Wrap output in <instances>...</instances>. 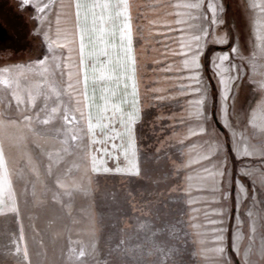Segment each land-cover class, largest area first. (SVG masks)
Instances as JSON below:
<instances>
[{"label": "rangeland", "instance_id": "1", "mask_svg": "<svg viewBox=\"0 0 264 264\" xmlns=\"http://www.w3.org/2000/svg\"><path fill=\"white\" fill-rule=\"evenodd\" d=\"M130 2L137 26L135 48L144 105L142 121L137 125L142 171L137 175L118 172L111 158L107 167H98L90 148L75 142L66 145L53 134L33 131L18 118L9 102L0 103V264H222L215 253L202 251L204 246L198 239L186 236L188 225L181 222V213L174 203L173 194L182 186L183 173L179 179L174 172L169 174L180 162L175 153L178 140L173 133L184 131L177 121L183 118L186 100L193 98L187 93L174 97L176 102L169 99L172 93L187 92L179 87L187 83L183 77L188 70L183 68L184 54L178 46L181 25L175 23L176 0ZM216 2L224 9L218 16L223 23L211 22V9L207 8L208 0H204V27L209 35L202 40L204 64L200 60L204 80L213 94L212 112L219 102L212 58L218 52L229 51L230 60L237 62V54L231 52L233 45L240 47L241 54L250 55L256 19L251 0ZM16 3L17 0H0V19L10 34V39L0 46V67L28 63L41 58L46 51L42 35L33 32L38 23L32 18L35 14H20ZM153 20L157 23L152 24ZM165 20L169 21L167 25ZM225 33L228 43L216 42L215 38ZM206 65L210 67L217 95ZM261 72L264 69L258 66L256 80L261 78ZM250 75L248 67L245 78L236 82L238 91L233 89L237 109L249 113L264 97L248 80ZM99 88L97 82V103ZM157 96H164L165 102L157 101ZM208 127L213 136L223 141V152L215 159L227 156L226 168L232 174L231 196L225 204L222 199H212L211 189H193V196L203 197L191 206L200 210L195 222L207 228H226L227 253L233 264H240L241 257L232 248L236 216L239 214L244 221L243 250L252 238V218L248 216L252 209L257 214V232L252 238L250 264H264V244L260 242L264 228L259 219L264 215V177L260 175L264 158L259 151L253 157H237L230 132L217 115L211 117ZM253 136L258 149L264 146V136ZM162 144L170 156L167 161L153 158V152ZM245 165L255 169V173L241 174L239 169ZM237 177L249 193L239 207ZM254 196L257 204L253 208ZM217 207H227L228 212L222 215L211 211ZM184 211L192 214L189 207ZM205 213L208 220L224 223L205 225Z\"/></svg>", "mask_w": 264, "mask_h": 264}, {"label": "snow or ice", "instance_id": "2", "mask_svg": "<svg viewBox=\"0 0 264 264\" xmlns=\"http://www.w3.org/2000/svg\"><path fill=\"white\" fill-rule=\"evenodd\" d=\"M16 7L20 14H35L32 18L38 23L33 32L42 35L46 51L41 58L28 63L0 67V103L9 102L18 118L33 131L53 134L66 145L75 142L90 148L98 167H107L111 158L119 171L122 157L123 165L131 170L127 174H139L142 169L137 125L141 122L142 111L133 4L130 0H17ZM174 7L177 10L175 23L181 25L178 46L184 54L182 65L188 70L183 77L187 83H181L179 87L187 92L172 93L169 99L187 93L193 97L186 100L183 118L177 121L184 131L173 133L178 140L175 153L180 162L174 160L175 167L169 170V174L174 172L179 179L183 173L182 186L173 194L174 203L181 213V222L188 225L186 236L198 239L204 246L202 251L215 253L222 264H233L227 253V229L207 228L195 222L200 210L191 206L203 197L192 193L195 188H208L212 190V199H222L225 204L231 196L232 174L226 168L227 156L222 160L215 159L223 152V141L209 132L208 125L213 115H217L229 130L232 149L237 157H253L259 151L264 158V146L258 149L253 136V133L264 136V97L249 113L237 109V96L233 94L234 88L238 91L236 82L245 78L248 67L252 73L248 80L264 93V72H261L259 80L255 79L258 66L264 69V0H259V3L251 0L250 3L256 16L250 55L241 54L240 47L233 45L231 52L237 54V62L230 60L229 51L218 52L212 58V66L217 71L219 97L215 112L210 110L213 94L204 80L200 62L204 50L202 40L209 35L204 27L207 15L204 0H176ZM207 8L211 9L213 24L223 23L218 16L224 9L216 0H208ZM164 23L167 25L169 21ZM215 40L227 44V33ZM101 81L107 83L101 86L102 103H97L95 85ZM164 99V96L156 97L157 101ZM173 102L176 101L173 99ZM153 158L169 160L163 144L153 152ZM239 172L253 175L255 169L245 165ZM260 175L264 177V167ZM235 183L239 207L249 193L239 177ZM256 204L254 196L252 207ZM186 207L192 214L184 211ZM211 211L223 215L228 208L217 207ZM248 216L252 218L254 238L257 214L250 209ZM259 219L264 228V215ZM204 223L220 225L224 221L208 220L205 213ZM243 224L237 214L232 248L241 257L240 264H250L252 238L242 250L241 241L245 239L241 231ZM260 242L264 244V235ZM209 243L211 247L206 246Z\"/></svg>", "mask_w": 264, "mask_h": 264}, {"label": "crops", "instance_id": "3", "mask_svg": "<svg viewBox=\"0 0 264 264\" xmlns=\"http://www.w3.org/2000/svg\"><path fill=\"white\" fill-rule=\"evenodd\" d=\"M201 60H203V64H204V56H203V58H202ZM201 64H202V62H201ZM104 83H107V82H106V81H101V82H100V88L98 89V96H99V99H100V95H101V86H102V84H104ZM122 89H123V85H121V90H122ZM140 102H141V111H142V118H143L144 105H143V101H142L141 97H140ZM164 102H165V100L162 101V103H164ZM99 103H102L101 99H100V102H99ZM141 121H142V119H141ZM139 123H140V122H139ZM139 123H138V124H139ZM118 142H119V141H118ZM140 167H141V165H140ZM120 171H121V172H125V173L131 171L130 169H128L126 166L123 165V159H122V163H121V166H120L118 172H120Z\"/></svg>", "mask_w": 264, "mask_h": 264}, {"label": "trees", "instance_id": "4", "mask_svg": "<svg viewBox=\"0 0 264 264\" xmlns=\"http://www.w3.org/2000/svg\"><path fill=\"white\" fill-rule=\"evenodd\" d=\"M210 71H211V70H210V67H209L208 65H206V73H207L209 79L212 81L213 90L215 91V92H214V95H217V92H216V85H215V83H214L213 80H212V76L210 75ZM215 109H216V108H215V106H214V112L216 111Z\"/></svg>", "mask_w": 264, "mask_h": 264}, {"label": "water", "instance_id": "5", "mask_svg": "<svg viewBox=\"0 0 264 264\" xmlns=\"http://www.w3.org/2000/svg\"><path fill=\"white\" fill-rule=\"evenodd\" d=\"M7 35L9 36L8 30L0 23V38L5 39Z\"/></svg>", "mask_w": 264, "mask_h": 264}, {"label": "flooded vegetation", "instance_id": "6", "mask_svg": "<svg viewBox=\"0 0 264 264\" xmlns=\"http://www.w3.org/2000/svg\"><path fill=\"white\" fill-rule=\"evenodd\" d=\"M0 23L2 24V26H4L8 30V28L6 27V25L4 24V22L1 19H0ZM8 39H10V34H9V36L7 35L5 39L0 38V46H2Z\"/></svg>", "mask_w": 264, "mask_h": 264}]
</instances>
